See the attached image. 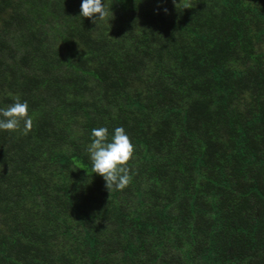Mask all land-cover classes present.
I'll return each mask as SVG.
<instances>
[{"label": "trees", "instance_id": "1", "mask_svg": "<svg viewBox=\"0 0 264 264\" xmlns=\"http://www.w3.org/2000/svg\"><path fill=\"white\" fill-rule=\"evenodd\" d=\"M106 3L0 0V107L32 118L0 131V264H264V0ZM100 126L135 146L122 190Z\"/></svg>", "mask_w": 264, "mask_h": 264}, {"label": "clouds", "instance_id": "2", "mask_svg": "<svg viewBox=\"0 0 264 264\" xmlns=\"http://www.w3.org/2000/svg\"><path fill=\"white\" fill-rule=\"evenodd\" d=\"M110 13L106 0H81L79 16L89 18L93 23L105 20ZM21 121L25 132L31 128L27 100L17 98L12 104L0 107V131H15L20 128ZM90 139L87 154L93 173L103 178L108 191L124 189L132 178L127 162L133 157L135 148L125 129L114 128L109 139L107 127L93 128Z\"/></svg>", "mask_w": 264, "mask_h": 264}]
</instances>
